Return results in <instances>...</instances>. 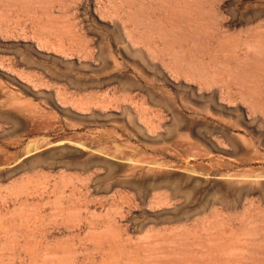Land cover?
I'll return each mask as SVG.
<instances>
[{"label":"rangeland","instance_id":"1","mask_svg":"<svg viewBox=\"0 0 264 264\" xmlns=\"http://www.w3.org/2000/svg\"><path fill=\"white\" fill-rule=\"evenodd\" d=\"M0 264H264V0H0Z\"/></svg>","mask_w":264,"mask_h":264}]
</instances>
